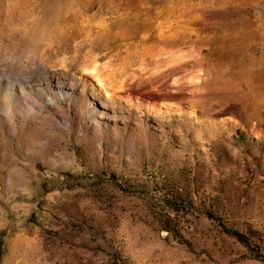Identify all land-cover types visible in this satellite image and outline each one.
<instances>
[{"label": "rangeland", "instance_id": "1", "mask_svg": "<svg viewBox=\"0 0 264 264\" xmlns=\"http://www.w3.org/2000/svg\"><path fill=\"white\" fill-rule=\"evenodd\" d=\"M0 264H264V0H0Z\"/></svg>", "mask_w": 264, "mask_h": 264}, {"label": "bare ground", "instance_id": "2", "mask_svg": "<svg viewBox=\"0 0 264 264\" xmlns=\"http://www.w3.org/2000/svg\"><path fill=\"white\" fill-rule=\"evenodd\" d=\"M154 83H155V82H154ZM151 84H152V83H151ZM157 86H158V85H157ZM157 86H156V87H157ZM160 86H161V85H160ZM165 87H166V88H167V87L169 88L170 86L167 85V86H165ZM129 88H130V87H129ZM135 88H136V87H135ZM140 88H141V87H140ZM159 88H160V87H159ZM159 88H158V89H159ZM166 88H164V89H166ZM177 88H178V87H177ZM177 88H176V89H177ZM141 89H142V88H141ZM164 89H163V90H164ZM178 89H180V87H179ZM139 90H140V89H138V90H137V89H132V88H131V89H128V91L130 92V94L137 93ZM161 90H162V88H161ZM164 92H165V91H164ZM167 92H168V91H166V94H167ZM155 94H156V93H154L153 96H156ZM123 97L126 98V99H130V98H131V95H125V96H123Z\"/></svg>", "mask_w": 264, "mask_h": 264}, {"label": "trees", "instance_id": "3", "mask_svg": "<svg viewBox=\"0 0 264 264\" xmlns=\"http://www.w3.org/2000/svg\"><path fill=\"white\" fill-rule=\"evenodd\" d=\"M238 237H239V235H238Z\"/></svg>", "mask_w": 264, "mask_h": 264}]
</instances>
